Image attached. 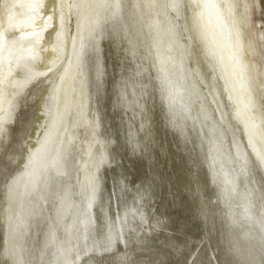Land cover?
I'll use <instances>...</instances> for the list:
<instances>
[{"label": "rangeland", "instance_id": "374dc122", "mask_svg": "<svg viewBox=\"0 0 264 264\" xmlns=\"http://www.w3.org/2000/svg\"><path fill=\"white\" fill-rule=\"evenodd\" d=\"M111 1L34 0L30 8V0H0V38L5 37V45L15 46L28 43L33 39H39V44H36L39 60L35 67L36 70L33 71L36 73L14 97L15 108L12 107L13 112L11 111L9 114L8 124L4 125L10 127L11 121L15 119L17 129L23 128L25 134L22 137L24 150L20 152L18 171L14 179L9 181L10 190L5 186L3 177L0 176V264H69V262L71 264H86V262L91 264V261H87L89 255H94L97 264H120L126 250L130 259L135 257L136 253L133 252V249L139 251L141 241L151 248L149 256L158 254L159 259L165 264H259L261 255H264V200L260 199L259 185L248 172L249 157L257 159L262 155L264 156V121H262L264 120V20H262L264 17V0H235L240 9V33L243 37L244 52L250 68L248 88L243 84L242 78L240 80L237 76L234 78V73L227 65L228 63L226 64L224 54L215 41L213 26L210 22L203 21V15L198 10L196 0H182V3L187 5V9H181L179 12L169 8L172 0ZM225 1L205 0V12L212 14V11L215 12L216 10L217 16L215 17H218V21L222 22L223 19L227 23ZM76 2L79 3V7ZM62 4H65L64 7ZM97 9L99 14L96 12ZM101 9L104 11L102 12ZM30 13L36 17L28 19V22H33L36 29L30 31L29 37H22L19 32L15 35L12 34L10 32L11 27L2 32L1 25L4 18L8 25L12 26L22 15ZM98 15L101 16L98 17ZM88 16L91 18L89 22ZM104 18L105 20H102ZM83 20L87 22V25ZM77 21L79 27L82 26L80 34L77 31ZM17 25L19 26L20 22H17ZM114 27L120 29V36L124 40L123 48L135 46L136 59L142 65L144 77L148 78L150 75L156 84L157 122L152 125L153 135L158 136L166 145L172 141V136L166 135L165 129L159 123L162 116L160 113L162 103L164 113L172 121L183 127L189 140H196L195 153L193 154L195 163H193V159H188L187 165H184L179 157H174L175 164L170 160L166 167L171 175L172 183H165L162 190L156 189L154 198H147L148 183L150 178L155 177L159 172V166L148 173L150 170L147 161L141 160L139 156H132L127 141L131 138L134 142L139 139V136L135 132L129 131L127 117L123 116V113L116 107L118 90L113 81L118 79L119 68L116 69L114 76L113 66L114 63H119V57L124 55V51L118 49V42H112L108 39V34ZM16 29L20 30L19 27ZM59 29H61L60 35L63 39L58 43L56 36ZM225 29L222 31L223 39L228 37L224 41L230 51L232 50L230 48L233 37H230L232 35H229L227 28ZM86 32L88 33L87 36ZM137 33L138 35H136ZM78 35H80V39ZM89 38L90 41L87 40ZM91 38H94V41ZM77 39L81 40V43ZM85 47H87L86 50L90 51L84 50ZM94 48L99 53L100 64L103 65L102 68H106L107 73L103 77L107 82L104 85L106 93L97 97V100H95L97 94L94 85L98 82V76L94 66L90 65ZM129 58H131V53H129ZM38 72L40 73L38 74ZM93 74L95 75L93 76ZM159 80H162L161 84H159ZM76 85L77 87H74ZM89 89H91L90 93L88 92ZM176 90L180 91L179 93L182 92L181 97H178L179 94ZM85 91L86 93H84ZM174 92L176 96H174ZM87 93L91 96V99L88 97L90 100L87 98ZM248 93L249 95H247ZM26 94H28L27 104H25ZM243 96H246L245 99ZM33 97H36L35 105L32 102ZM246 104L249 106L247 107ZM92 109L97 113L93 111L92 113ZM95 115L99 117L97 118ZM137 125L139 126L138 115ZM148 126L146 123L145 127ZM91 131L92 133H89ZM73 133L76 137L79 136L80 145L76 143L77 140L74 135L72 137L75 139H68V135L70 137ZM110 134L112 137L115 136L112 138ZM63 135L67 141L62 137ZM82 135L86 137L83 139L84 136ZM84 140L89 143H85ZM146 140L147 137H145ZM74 143L78 144L77 147L74 146ZM86 144L87 146L92 144V146L87 148ZM94 146L97 148H93ZM132 147H135V143ZM187 147L191 149L192 144L189 143ZM79 149L83 152L82 154ZM68 153L70 156L67 155ZM77 154H81V156ZM86 154L87 156H85ZM103 154L104 156H102ZM105 156L107 159L104 160ZM71 157H75V159L72 160ZM52 159L54 163H51ZM61 159L62 161H60ZM68 161L70 163L77 161L80 166L77 162H74L73 165ZM56 163L58 165L56 167L60 171L53 169ZM86 166L90 168H85ZM78 168L82 170H80L81 173ZM189 168L191 169L190 173L188 172ZM95 170L99 172L96 173ZM101 170L104 172L102 173ZM74 172L77 175L80 174L81 176H79L82 177L83 181L80 180L79 176H75ZM47 173L49 177H54L49 178ZM213 175L215 179H213ZM44 176L48 178L46 179ZM77 177L80 184L85 185L86 183V185H75L79 183ZM86 177L89 181L91 180V183ZM43 178L52 182H47ZM21 179L22 181H20ZM75 179L77 182L73 185ZM119 179L120 181H118ZM99 181L100 183H98ZM44 183L45 185H43ZM46 183H49L48 186ZM118 183L122 184H119L122 190L125 187L127 190H123V192L114 186ZM39 184H42L43 187H40ZM88 184H92L93 188L95 187L92 190L96 191H91L90 193H93L90 197L87 191L91 186ZM109 184L111 185L109 186ZM24 185L32 188L27 197L23 195L22 187ZM141 185L144 187L141 188ZM73 186H76L75 190ZM189 186L191 191H189ZM81 189L83 192L80 191ZM81 193L82 195H80ZM250 193L251 195H249ZM83 195L88 196L89 200ZM37 197L40 198V201ZM109 197L110 199L113 198L112 201ZM73 199L75 202H72ZM105 201L107 205H105ZM87 203L89 205L91 203V206H87ZM71 205L72 208H70ZM130 205L132 207H129ZM78 208L80 211L74 213ZM69 209H71L70 212H68ZM83 209H86L87 213H84ZM121 209L122 211H120ZM126 211H129L128 214ZM82 212L85 215L89 213L88 217L84 216ZM137 214H139L138 217ZM155 216L170 218L169 227L172 231L166 236L153 235L149 221ZM81 217H84L83 220ZM121 217L124 218L121 219ZM80 219L81 222L78 223ZM119 219L121 220L118 221ZM85 224L87 227L84 226ZM115 224L117 225L115 226ZM117 227L118 229H116ZM15 230L16 232H14ZM107 230L112 231L108 232ZM85 232L87 233L85 234ZM108 234H112V237L116 234L113 238L118 239H116L111 250L105 251L103 250L104 242L111 236ZM117 234L122 240L117 237ZM82 236L85 237L81 238ZM140 264H147V260H141Z\"/></svg>", "mask_w": 264, "mask_h": 264}, {"label": "snow or ice", "instance_id": "6c2138e0", "mask_svg": "<svg viewBox=\"0 0 264 264\" xmlns=\"http://www.w3.org/2000/svg\"><path fill=\"white\" fill-rule=\"evenodd\" d=\"M171 7L178 12L181 9H187V5L182 3V0H172ZM262 20H264V17H262ZM108 39L112 42H118V49L124 51V55L119 57V63H114V76L117 68H119V76L118 79H115L113 82L118 90L116 107L123 113V116L127 117L129 131L135 132L139 136V139L134 142L131 138L127 141L131 148L132 156H139L141 160H146L150 171H154L157 166H159V172L155 177L150 178L148 183L147 197L154 198L156 189L159 188L162 190L165 183H172L171 175L168 173L166 167L169 161L171 160L172 163L175 164L174 157H179L181 163L187 165L188 159H193L196 140H189L183 127L172 121L168 115L164 113L162 103L160 106V113L162 116L159 119V123L165 129L166 135L172 136V141L166 145L158 136L153 135L152 125H155L157 122L155 103L156 84L153 82L150 75L148 78L144 77L142 65L136 59L134 47H129L127 49L123 48L124 40L120 36L119 28L114 27L113 30L109 32ZM129 53H131V58H129ZM90 65H93L97 72L98 82L95 85L96 94L98 97H101L106 93L104 85L107 82L103 77L106 76L107 73L106 68L101 67L99 53L95 48L93 49V57L90 58ZM27 95L28 94H26L25 97V104H27ZM32 102L33 105H35L36 97L32 98ZM129 112H131V115H129ZM17 115H19V113H17ZM137 115L139 116V126L137 125ZM146 123H148V127H145ZM5 124H8L7 119L5 120ZM24 134L23 128L17 129L15 119L11 121L10 127H5L0 131V176L3 177L4 184L9 190L11 189L9 181L14 179L18 171L17 165L20 164V152L24 150V143L22 141ZM145 137H147L146 141ZM133 143H135V147H132ZM189 143L192 144L191 149L187 147ZM185 153H187V156H185ZM193 163H195L194 159ZM188 172H191L190 168ZM248 174L254 178L259 185L260 199L264 200V156L257 159L249 157ZM177 179L179 180V177ZM126 183L125 181V184ZM114 186L119 188V185ZM143 187L144 186L141 185V188ZM126 190L127 188L125 187L124 191ZM189 191H191L190 186ZM170 194L172 193L170 192ZM149 223L152 226L153 235L155 236H166L172 231L169 227L171 220L166 216H155ZM114 243H116V239L109 236L104 242V250H111ZM117 251H119L118 248ZM133 252H135L136 255L134 258L130 259L126 250L120 264H140V261L145 259L147 260V264H165L164 261L159 259L158 254L149 256L151 248L143 241L139 244V251L134 248ZM87 261H91V264H97L94 255H89ZM69 264H71V262H69ZM259 264H264V255H261Z\"/></svg>", "mask_w": 264, "mask_h": 264}, {"label": "bare ground", "instance_id": "6f19581e", "mask_svg": "<svg viewBox=\"0 0 264 264\" xmlns=\"http://www.w3.org/2000/svg\"><path fill=\"white\" fill-rule=\"evenodd\" d=\"M33 1L34 0H30V8L32 7V4H33ZM64 1V0H63ZM90 1V0H89ZM111 1V0H110ZM117 1V0H116ZM120 1V0H119ZM123 1V0H122ZM127 1V0H126ZM162 1V0H161ZM83 2V1H82ZM93 2V1H92ZM95 2V1H94ZM97 2V1H96ZM100 2V1H99ZM106 2V1H105ZM112 2V1H111ZM172 2V1H171ZM170 2V3H171ZM196 2L198 3V10L202 13V15H203V21H206L207 23H209L210 22V24L213 26L212 27V29H213V35H214V38H215V41H216V43H217V45L219 46V49H221L222 50V52H223V54H224V58H225V61H226V64L227 65H229V67H230V69H231V71L234 73V78H236V76L237 77H239V80H240V78H242V81H244L243 82V84H245V86H247L246 88H248V86H249V80H250V68H249V64H248V62H247V59H246V53L244 52L245 51V47H244V41H243V37L241 36V23H240V16H239V12H240V9H239V6L237 5V3H235V0H226L225 1V4H226V6H225V13H226V15H227V20H228V22L226 23V21H223V19H222V22L220 21H218L219 19H218V17L216 18L215 16H217V14H215L216 13V10H215V12H213L212 11V14H207V12H205L206 10H205V0H196ZM63 3V2H62ZM77 3V6H78V2H76ZM98 3V2H97ZM102 3V2H101ZM104 3V2H103ZM108 3V2H107ZM125 3V2H124ZM160 3V2H159ZM81 4V3H80ZM85 4V3H84ZM92 4H94V3H92ZM92 4H91V6H92ZM112 4V3H111ZM117 4V3H116ZM144 4V3H143ZM156 4V3H155ZM172 4V3H171ZM171 4H170V7L169 8H172L171 7ZM213 4V3H212ZM63 5H65V4H62V7H64ZM89 5V4H88ZM100 5V4H99ZM114 5V4H113ZM119 5V4H118ZM135 5H136V3H135ZM86 6V5H85ZM90 6V7H91ZM103 6V5H102ZM109 6V5H108ZM116 6V5H115ZM121 6V5H120ZM119 6V7H120ZM197 6V5H196ZM79 7V6H78ZM82 7V6H81ZM87 7V6H86ZM90 7H89V9H90ZM111 7V6H110ZM130 7V6H129ZM215 7V6H214ZM85 8V7H84ZM88 8V7H87ZM93 8V7H92ZM104 8V7H103ZM89 9H88V12H89ZM105 9V8H104ZM109 9V8H108ZM173 10H174V8H172ZM82 10V9H81ZM80 10V11H81ZM85 10V9H84ZM147 10V9H146ZM149 10V9H148ZM92 11V10H91ZM90 11V13H92ZM96 11V10H95ZM94 11V12H95ZM101 11L103 12L104 10H102L101 9ZM117 12H118V10H116ZM123 11V10H122ZM218 11V10H217ZM82 12H84V11H82ZM96 12H98V9H97V11ZM136 12V11H135ZM219 12V11H218ZM85 13V12H84ZM100 12H98V14H99ZM128 13V12H127ZM153 13V12H152ZM87 14V13H86ZM102 14V13H101ZM106 14H107V12H106ZM111 15H112V13H110ZM116 14V13H115ZM219 15H220V13H218ZM79 15H81V14H79ZM85 15V14H84ZM120 15V14H119ZM134 15V14H133ZM147 15V14H146ZM83 16V15H82ZM81 16V17H82ZM89 16H90V14H89ZM89 16H88V18H89ZM95 16H97V15H95ZM99 16H101V15H98V17ZM106 16V15H105ZM131 16V15H130ZM156 16V15H155ZM200 16V14L198 15V17ZM239 16V17H238ZM36 17V15H34V14H24V15H22V17L19 19V20H16L15 22H14V24H12V26H9L8 25V23L6 22V20H5V18H4V20H2V27L1 28H3L2 29V32H5L6 31V29L8 28H10L11 27V29H10V32L12 33V34H16L17 32H19V33H21L22 34V37H29V35L31 34L30 33V31L31 30H35L36 28H35V25H34V23L33 22H28V19H34ZM80 17V18H81ZM108 17V16H107ZM106 17V18H107ZM137 17V16H136ZM141 17V16H140ZM158 17V16H157ZM79 18V19H80ZM82 18H84V16L82 17ZM86 18V17H85ZM93 18V17H92ZM95 18V17H94ZM113 18V17H112ZM115 18V17H114ZM129 18V17H128ZM151 18V17H150ZM222 18V17H221ZM239 18V19H238ZM90 19L91 18H89V20H88V22L90 21ZM96 19V18H95ZM101 19V18H100ZM110 19H111V16H110ZM123 19V18H122ZM77 20H78V18H77ZM81 21H82V19H80ZM79 20V22L81 23V21ZM84 20H86V19H84ZM83 20V21H84ZM102 20H105V18L104 19H102ZM112 20V19H111ZM114 20V19H113ZM144 20V19H143ZM201 20V21H202ZM221 20V19H220ZM97 21V20H96ZM99 21V20H98ZM110 21V20H109ZM108 21V22H109ZM145 21V20H144ZM150 21H151V19H150ZM17 22H20V25L18 26L17 25ZM85 22V21H84ZM83 22V23H84ZM77 23H78V21H77ZM82 23V24H83ZM86 23V25H87V22H85ZM91 24H92V22H90ZM93 23H94V21H93ZM97 23V22H96ZM143 23V22H142ZM62 24H63V22H62ZM100 24H102V23H100ZM149 24V23H148ZM61 25V24H60ZM59 25V26H60ZM85 25V24H84ZM94 25H95V23H94ZM29 26V27H28ZM81 26V25H80ZM91 26V25H90ZM108 26V25H107ZM200 26V25H199ZM20 28V30L18 31L16 28ZM61 27V26H60ZM77 27V26H76ZM82 27V26H81ZM81 27H79V23H78V34H80V32H81ZM84 27H86V26H84ZM137 27H138V25H137ZM195 27V26H194ZM201 27V26H200ZM199 27V28H200ZM229 27V28H228ZM81 28V29H80ZM87 28V27H86ZM91 28H92V26H91ZM95 28H96V25H95ZM104 28V27H103ZM203 28V27H202ZM201 28V29H202ZM225 28H227V30H228V33H229V35L231 34L232 36H230V37H233V43H231V48L230 49H232V50H230L229 51V47L227 46V43H225V41L224 40H226L227 38H225V39H223V33H222V31H223V29H225ZM94 29V28H93ZM92 29V30H93ZM140 29V28H139ZM144 29V28H143ZM209 29V28H208ZM230 29V30H229ZM58 30V29H57ZM85 30V29H84ZM87 30V29H86ZM89 30H90V28H89ZM97 30V29H96ZM204 30V29H203ZM226 30V29H225ZM91 31V30H90ZM95 31V30H94ZM198 31H201L200 29H198ZM57 32V31H56ZM87 33V32H86ZM89 33H91V32H89ZM225 33V32H224ZM48 34H50L49 32H48ZM61 29H59V31L57 32V36H56V41L59 43V42H61L62 40L61 39H63L62 37H61ZM133 34V33H132ZM135 34V33H134ZM133 34V35H134ZM207 34V33H206ZM38 35V34H37ZM36 35V36H37ZM88 35V33L86 34V36ZM93 35H94V33H93ZM104 35V34H103ZM136 35H138V33L136 34ZM135 35V36H136ZM218 35H220V36H222L221 38L218 36ZM228 35V34H227ZM226 35V36H227ZM63 36V35H62ZM80 35H78V38L80 39V37H79ZM85 36V35H84ZM96 36V35H95ZM225 36V37H226ZM134 37V36H133ZM138 37V36H137ZM213 37V36H212ZM38 38V37H37ZM79 39H77V40H79ZM91 39H93V41H94V38H91ZM231 39V38H230ZM38 40L39 39H33V40H31V41H29L28 43H22V44H18V45H15V46H6L5 45V37H1L0 38V131H2L3 129H4V125H5V120L7 119H10V117H9V114L11 113V111L13 112V110H11L12 109V107L14 106V97H16V94H18V91H20L25 85H27V83L30 81V78L31 77H33V75L36 73V72H34L33 73V71H34V69H35V67L38 65L37 64V62H38V60H39V56H38V54H37V47H36V44H39L38 43ZM87 40H89L90 41V38L89 39H87ZM106 40V39H105ZM80 41V43H81V40H79ZM101 41V40H100ZM85 42V41H84ZM229 42V41H228ZM231 42V41H230ZM94 43V42H93ZM96 43V42H95ZM106 43V42H105ZM146 43V42H145ZM210 43V42H209ZM83 44V43H82ZM166 44V43H165ZM169 44V43H168ZM230 44V43H229ZM228 44V45H229ZM13 45V44H12ZM61 45V44H60ZM84 45V44H83ZM91 45H92V43H91ZM99 45V44H98ZM80 46V45H79ZM78 46V47H79ZM87 46V45H86ZM105 46V45H104ZM107 46V45H106ZM172 46V45H171ZM170 46V47H171ZM88 47H90V46H88ZM98 47V46H97ZM102 47V46H101ZM135 47V46H134ZM84 48V47H83ZM86 48L87 47H85V49L84 50H86ZM79 49V48H78ZM81 50H83V49H81ZM88 50V49H87ZM86 50V51H87ZM91 50H92V48H91ZM103 50H105L104 48H103ZM90 50H88V52H89ZM180 51V50H179ZM82 52V51H81ZM101 52V51H100ZM91 53H92V51H91ZM152 53V52H151ZM154 53V52H153ZM183 53V52H182ZM77 54V53H76ZM78 54H81L80 52H78ZM85 54V53H84ZM88 54V53H87ZM163 54V53H162ZM171 55V54H170ZM82 56V55H81ZM80 56V57H81ZM85 56V55H84ZM139 56H141V55H139ZM83 57V56H82ZM89 57V56H88ZM147 57V56H146ZM74 58V57H73ZM143 58V57H142ZM181 58V57H180ZM83 59H84V57H83ZM82 59V60H83ZM102 59V58H101ZM148 59V58H147ZM151 59V58H150ZM169 59V58H168ZM81 60V59H80ZM87 60V59H86ZM106 60V59H105ZM149 61V60H148ZM152 62V61H151ZM103 64H105V63H103ZM157 64V63H156ZM179 64V63H178ZM170 65V64H169ZM75 66V65H74ZM89 66V65H88ZM103 66V65H102ZM101 66V67H102ZM157 66V65H156ZM50 67V66H49ZM158 67V66H157ZM159 67H160V65H159ZM175 67V66H174ZM73 68V67H72ZM88 68V67H87ZM90 68V67H89ZM92 68V67H91ZM95 68V67H94ZM104 68V67H103ZM41 69V68H40ZM75 69V68H74ZM36 70V69H35ZM38 70V69H37ZM44 70V69H43ZM178 70V69H177ZM40 71V70H39ZM84 71V70H83ZM90 71V70H89ZM163 72V71H162ZM165 72V71H164ZM179 72V71H178ZM40 72H38V74H39ZM85 73H86V71H85ZM159 73V72H158ZM37 74V75H38ZM74 74V73H73ZM164 74V73H163ZM166 74V73H165ZM164 74V75H165ZM182 74V73H181ZM232 74V73H231ZM95 74H93V76H94ZM168 75V74H167ZM36 76V75H35ZM86 76V75H85ZM91 76V75H90ZM181 76V75H180ZM66 77V76H65ZM64 77V78H65ZM97 77V76H96ZM63 78V79H64ZM168 78V77H167ZM184 78V77H183ZM233 78V79H234ZM252 78V77H251ZM33 79V78H32ZM77 80V79H76ZM107 80H109V79H107ZM80 81V80H79ZM82 81V80H81ZM160 81V80H159ZM170 81V80H169ZM172 81V80H171ZM97 82V81H96ZM161 82H162V80L160 81V83L159 84H161ZM185 82V81H184ZM241 82V81H240ZM73 83H74V81H73ZM72 83V84H73ZM180 83V82H179ZM236 83H237V81H236ZM90 84V83H89ZM251 84V83H250ZM176 85V84H175ZM233 85H235V84H233ZM238 85V84H237ZM60 86V85H59ZM79 86V85H78ZM81 86H82V84H81ZM107 86V85H106ZM163 86V85H162ZM74 87H77V85L76 86H74ZM88 87V86H87ZM94 87H95V85H94ZM168 87V86H167ZM182 87V86H181ZM238 87V86H237ZM60 88V87H59ZM81 88V87H80ZM83 88V87H82ZM89 88H90V86H89ZM74 89V88H73ZM72 89V90H73ZM242 89V88H241ZM81 90V89H80ZM90 90L91 89H89V93H90ZM96 90V89H95ZM170 90V89H169ZM235 90H236V88H235ZM75 91V90H74ZM176 91H178V90H176ZM232 91V90H231ZM236 91H238V90H236ZM241 91V90H240ZM252 91V90H251ZM76 92V91H75ZM80 92H82V91H80ZM93 92V91H92ZM91 92V93H92ZM180 91H178V94H179V96L178 97H181L180 96V94H182V92L181 93H179ZM188 92V91H187ZM242 92V91H241ZM240 92V93H241ZM84 93H86V91L84 92ZM175 93V92H174ZM195 93V92H194ZM62 94V93H61ZM74 94V93H73ZM165 94H166V91H165ZM239 94V93H238ZM253 94V93H252ZM86 95V94H85ZM87 95H88V93H87ZM117 95V94H116ZM172 95V94H171ZM170 95V96H171ZM184 95V94H183ZM247 95H249V93L247 94ZM71 96V95H70ZM83 96V95H82ZM168 96V95H167ZM174 96H176V93H175V95ZM241 96V95H240ZM88 97H90V99H91V96L90 95H88L87 96V98ZM97 97L98 96H96V98H95V100H97ZM171 97H173V96H171ZM171 97H169V98H171ZM244 97V96H243ZM246 97V96H245ZM245 97L243 98V99H245ZM252 97V96H251ZM86 98V99H87ZM94 97H92V99H93ZM105 98V97H104ZM176 98V97H175ZM175 98H174V100H175ZM183 98V97H182ZM249 98V97H248ZM17 99V98H16ZM89 98H88V100H90ZM114 99V98H113ZM166 99H167V97H166ZM247 99V98H246ZM60 100V99H59ZM73 100V99H72ZM88 100L87 101H85L86 103L88 102ZM94 100V99H93ZM170 100H172V99H170ZM169 100V101H170ZM173 100V101H174ZM250 100V99H249ZM74 101V100H73ZM84 101V100H83ZM241 101H242V99H241ZM246 101V100H245ZM61 102V101H60ZM109 102V101H108ZM171 102V101H170ZM169 102V103H170ZM177 102V101H176ZM176 102H174V103H176ZM243 102V101H242ZM16 103V102H15ZM90 103V102H89ZM88 103V104H89ZM92 103V102H91ZM114 103V102H113ZM179 103V102H178ZM245 103H247V102H245ZM252 104H253V102H251ZM255 103V102H254ZM82 104V103H81ZM85 104V103H84ZM95 104V103H94ZM101 104V103H100ZM172 104H173V102H172ZM171 104V106L173 107V105ZM177 104V103H176ZM175 104V105H176ZM249 104V103H248ZM248 104H246L247 105V107L249 106ZM98 105V104H97ZM97 105H94V106H97ZM251 105V104H250ZM74 106V105H73ZM90 106V105H89ZM88 106V107H89ZM185 106V105H184ZM83 107V106H82ZM97 107H99V106H97ZM109 107V106H108ZM176 107V106H175ZM183 107V106H182ZM212 107V106H211ZM14 108H15V106H14ZM115 108V107H114ZM246 108V107H245ZM75 109V108H74ZM80 109V108H79ZM89 109V108H88ZM107 109V108H106ZM170 109V108H169ZM250 109H251V107H250ZM94 109H92L91 110V112L93 111ZM108 110V109H107ZM111 110V109H110ZM15 111V110H14ZM88 111H90V109L88 110ZM170 111V110H169ZM94 112V111H93ZM92 112V113H93ZM112 112V111H111ZM87 113V112H86ZM94 113H97V111H95ZM100 113V112H99ZM105 113V112H104ZM117 113V112H116ZM94 115V114H93ZM99 116H100V114H98ZM108 115V114H107ZM96 117H97V115H95ZM94 116V117H95ZM98 116V117H99ZM86 117H87V115H86ZM93 117V118H94ZM97 117V118H98ZM102 117V116H101ZM112 117V116H111ZM110 117V118H111ZM12 118V117H11ZM110 118H109V120H110ZM89 119V118H88ZM91 119V118H90ZM107 119V118H106ZM114 119V118H113ZM121 119V118H120ZM171 119V118H170ZM76 120V119H75ZM94 120V119H93ZM108 120V121H109ZM116 120V119H115ZM261 120V119H260ZM259 120V121H260ZM9 121V120H8ZM91 121V120H90ZM95 121V120H94ZM93 121V122H94ZM107 121V120H106ZM262 121H264V120H262ZM115 122V121H114ZM244 122V121H243ZM261 122V121H260ZM259 122V123H260ZM96 123H98V121H96ZM93 124V123H92ZM119 124V123H118ZM102 125H103V123H102ZM120 125V124H119ZM97 126V125H96ZM247 126V125H246ZM260 126V125H259ZM263 126V125H262ZM88 127V126H87ZM90 127H91V124H90ZM99 127V126H98ZM108 127V126H107ZM251 127V126H250ZM249 127V128H250ZM264 127V126H263ZM97 128V127H96ZM160 128V127H159ZM92 129V128H91ZM94 129V128H93ZM264 129V128H263ZM84 130V129H83ZM86 130V129H85ZM107 130V129H106ZM113 130V129H112ZM161 130V129H160ZM92 131H94V130H92ZM92 131L91 132H89V133H92ZM82 132H85V131H82ZM97 132V131H96ZM108 132V131H107ZM155 132V131H154ZM163 132V131H162ZM81 133V132H80ZM109 133V132H108ZM161 133V132H160ZM263 133H264V131H263ZM103 134H104V131H103ZM106 134V133H105ZM127 134V133H126ZM65 135V134H64ZM64 135L62 136V137H64ZM74 135V137L76 138V143H80V142H78L79 140H80V138H79V136H75V134L73 133L72 135H70V137H69V135H68V139L70 138V139H75V138H73L72 136ZM91 135H93V134H91ZM95 135V134H94ZM102 135V134H101ZM125 135V134H124ZM137 135V134H136ZM162 135V134H161ZM248 135V134H247ZM254 135V134H253ZM257 135V134H256ZM82 136H84L83 137V139L86 137L85 135H82ZM103 136V135H102ZM110 136H111V134H110ZM115 136V135H114ZM113 136V137H114ZM134 136V135H133ZM112 137V136H111ZM112 137V138H113ZM65 138V137H64ZM88 138V137H87ZM96 138V137H95ZM126 138H128V137H126ZM62 139V138H61ZM66 139V138H65ZM82 139V138H81ZM90 139V138H89ZM92 139V138H91ZM94 139V138H93ZM102 139V138H101ZM134 139V138H133ZM64 140V139H63ZM63 140H61L62 141V143H63ZM87 140V139H86ZM105 140H106V138H105ZM109 140V139H108ZM65 141H67V139L65 140ZM85 141V140H84ZM110 141H112V140H110ZM127 141V140H126ZM224 141V140H223ZM82 142V141H81ZM103 142H104V140H103ZM109 142V141H108ZM107 142V143H108ZM64 143H66V142H64ZM69 143H70V141H69ZM68 143V144H69ZM76 143H74L73 145L75 146V147H77L76 145H78V144H76ZM85 143H87L86 141H85ZM85 143H83V144H85ZM89 143V142H88ZM87 143V144H88ZM111 143V142H110ZM110 143H109V145H110ZM125 143V142H124ZM262 143V142H261ZM68 144H66V145H68ZM87 144H86V146H87ZM98 144V143H97ZM96 144V145H97ZM80 145V144H79ZM94 145V144H93ZM101 146L103 145V144H100ZM125 145H127V144H125ZM62 146V145H61ZM64 146H65V144H64ZM90 146H92V144H90ZM90 146H87V148L88 147H90ZM105 146V145H104ZM107 146V145H106ZM122 146V145H121ZM224 146V145H223ZM70 147H72L71 145H70ZM85 147V146H84ZM59 148V147H58ZM67 148V147H66ZM83 148V147H82ZM93 148H97L96 146H94ZM103 148V147H102ZM128 148V147H127ZM47 149V148H46ZM46 149H44V150H46ZM64 149V148H63ZM86 149V148H85ZM107 149V148H106ZM71 150V149H70ZM75 150V149H74ZM80 150V149H79ZM100 150V149H99ZM104 150H105V148H104ZM121 150V149H120ZM42 151V150H41ZM53 151H54V149H53ZM58 151V150H57ZM60 151V150H59ZM65 151V150H64ZM67 151V150H66ZM69 151V150H68ZM89 151V150H88ZM94 151V150H93ZM103 151V150H102ZM102 151H101V154H102ZM223 151V150H222ZM44 152V151H43ZM76 152H77V150H76ZM100 152V151H99ZM218 152V151H217ZM224 152V151H223ZM42 153V152H41ZM45 153V152H44ZM55 153H57V152H55ZM61 153V152H60ZM80 153L82 154L83 152L80 150ZM85 153V152H84ZM91 153V152H90ZM89 153V154H90ZM120 153V152H119ZM43 154V153H42ZM54 154V153H53ZM58 154V153H57ZM63 154V153H62ZM70 153H68L67 155H69ZM81 154L79 155V154H77L78 156H81ZM88 154V153H87ZM87 154L85 155V156H87ZM93 154V153H92ZM97 154V153H96ZM101 154H100V156H101ZM104 154H105V151H104ZM104 154L102 155V156H104ZM130 154V153H129ZM51 155H52V153H51ZM63 155H65V154H63ZM84 155V154H83ZM119 155V154H118ZM222 155V154H221ZM54 156V155H53ZM70 156V155H69ZM72 156V155H71ZM74 156V155H73ZM91 156V155H90ZM93 156V155H92ZM122 156V155H121ZM263 156V155H262ZM62 157V156H61ZM65 157H66V155H65ZM97 157V156H96ZM108 157V156H107ZM115 157V156H114ZM222 157V156H221ZM227 157V156H226ZM225 157V158H226ZM54 158V157H53ZM64 158V157H63ZM62 158V159H63ZM67 158H69V157H67ZM72 158V157H71ZM74 159H75V157H73ZM73 158H72V160H73ZM93 158V157H92ZM91 158V160H93ZM105 158H106V156L104 157V160H105ZM133 158V157H132ZM229 158V157H228ZM44 159V158H43ZM50 159H51V157H50ZM59 159V158H58ZM62 159L60 160V161H62ZM65 159V158H64ZM80 159V158H79ZM107 159V158H106ZM126 159H127V157H126ZM139 159V158H138ZM34 160V159H33ZM68 160V159H67ZM67 160L65 161V162H67ZM71 160V159H70ZM81 160V159H80ZM83 160V159H82ZM95 160V159H94ZM93 160V161H94ZM102 160H103V157H102ZM223 160V159H222ZM52 161H54L53 159L51 160V163H54V162H52ZM87 161H88V159H87ZM130 161V160H129ZM146 161V160H145ZM33 162V161H32ZM55 162H56V160H55ZM69 162V161H68ZM75 162V161H74ZM74 162L72 161V163H73V165H74ZM77 162V161H76ZM75 162V163H76ZM80 162V161H79ZM82 162H84V161H82ZM91 162V161H90ZM58 163V162H57ZM57 163L56 164H54V166H53V169H57V167L56 166H58L57 165ZM70 163V162H69ZM72 163H70V164H72ZM81 163V162H80ZM119 163V162H118ZM117 163V164H118ZM122 163V162H121ZM223 163V162H222ZM40 164V163H39ZM77 164H79L78 162H77ZM76 164V165H77ZM85 164V163H84ZM84 164H82V165H84ZM89 164V163H88ZM94 164V163H93ZM97 164V163H96ZM99 164V163H98ZM105 164V163H104ZM66 165V164H65ZM64 165V166H65ZM72 165V166H73ZM75 165V167H78V166H76ZM86 165V164H85ZM84 165V166H85ZM91 165H92V163H91ZM100 165V164H99ZM102 165V164H101ZM214 165V164H213ZM51 166V167H52ZM79 166H80V164H79ZM94 166V165H93ZM210 166V165H209ZM208 166V167H209ZM63 167V166H62ZM87 167H89V166H86L85 168H87ZM92 167V166H91ZM96 167H99V166H96ZM96 167H95V169H96ZM118 167H120V166H118ZM117 167V168H118ZM127 167V166H126ZM219 167V166H218ZM217 167V168H218ZM74 168V167H73ZM90 168V167H89ZM136 168V167H135ZM77 169V168H76ZM79 169V168H78ZM134 169V168H133ZM208 169V168H207ZM221 169V168H220ZM224 169V168H223ZM57 170H59L60 171V169H57ZM81 169H79V171H80ZM94 170V169H93ZM97 170H99V169H97ZM104 170V169H103ZM227 170V169H226ZM74 171H75V169H74ZM82 171V170H81ZM81 171H80V173H81ZM83 171H85V170H83ZM90 171V170H89ZM92 171V170H91ZM96 171V170H95ZM240 171V170H239ZM67 172V171H66ZM78 172V171H77ZM97 172H99V171H96V173ZM101 172H102V170H101ZM104 172V171H103ZM102 172V173H103ZM107 172V171H106ZM135 172V171H134ZM208 172V171H207ZM211 172V171H210ZM45 173V172H44ZM79 173V172H78ZM83 173V172H82ZM85 173V172H84ZM89 173V172H88ZM148 173H151V171L150 172H148ZM217 173V172H216ZM49 174H50V172H49ZM74 174H76L75 172H74ZM92 174V173H91ZM99 174H101V173H99ZM119 174V173H118ZM139 174V173H138ZM221 174V173H220ZM46 175V174H45ZM52 175V174H51ZM73 175V174H72ZM80 175V174H79ZM79 175H75V176H79ZM86 175H87V172H86ZM122 175V174H121ZM126 175V174H125ZM149 175V174H148ZM47 176L49 177V175H48V173H47ZM47 176H44L46 179L48 178ZM81 176V175H80ZM79 176V178H80V180H82V177H80ZM83 176H84V174H83ZM88 176V175H87ZM92 176H93V174H92ZM94 176H98V175H94ZM128 176V175H127ZM135 176V175H134ZM151 176H152V174H151ZM236 176V175H235ZM43 177V176H42ZM54 177V176H53ZM53 177H49V178H53ZM115 177V176H114ZM124 177V176H123ZM140 177V176H139ZM210 177V176H209ZM244 177V176H243ZM37 178H39V177H37ZM45 178H43L44 180H46ZM85 178V177H84ZM83 178V179H84ZM89 178V177H88ZM143 178V177H142ZM35 179V178H34ZM74 179V178H73ZM86 179H87V177H86ZM91 179V178H90ZM97 179V178H96ZM102 179V178H101ZM117 179H118V177H117ZM117 179H116V182H117ZM132 179V178H131ZM213 179H215L214 178V175H213ZM212 179V180H213ZM223 179H224V177H223ZM43 180V181H44ZM54 180V179H53ZM77 180H78V177H77ZM80 180H78L79 181V183H77V184H75L77 181H76V179H75V182L73 183V185L75 184V185H78V184H80ZM85 180V179H84ZM88 180V179H87ZM114 180H115V178H114ZM245 180V179H244ZM20 181H22V179L20 180ZM39 181V180H38ZM47 181V180H46ZM83 181V180H82ZM81 181V182H82ZM89 181V180H88ZM88 181H87V183H88ZM91 181V180H90ZM89 181V182H90ZM93 181H95V182H97L96 180H94L93 179ZM106 181V180H105ZM109 181V180H108ZM118 181H120V179L118 180ZM223 181H225V180H223ZM230 181V180H229ZM47 182H52L51 180H48ZM94 182V183H95ZM214 182V181H213ZM228 182V181H227ZM43 183V182H42ZM91 183V182H90ZM93 183V182H92ZM98 183H100V181L98 182ZM114 183V182H113ZM225 183V182H224ZM243 183V182H242ZM49 184V183H48ZM48 184L46 183V185L48 186ZM122 185L121 183H118L117 185ZM233 184V183H232ZM31 185V184H30ZM39 185H41L40 187H43V185H45V183L42 185V184H39ZM38 185V186H39ZM80 185H84V184H80ZM85 185H86V183H85ZM84 185V186H85ZM88 185H90L89 187V191H87V192H89L88 194H89V197H90V195L93 193H90L91 191H94V192H96L95 190H92V189H94L93 188V186H92V184H88ZM87 185V186H88ZM94 185V184H93ZM96 185H98L97 183H96ZM100 185V184H99ZM104 185H105V183H104ZM111 184H109V186H110ZM79 186V185H78ZM77 186V187H78ZM81 186V187H82ZM127 186V185H126ZM36 187V186H35ZM46 187V186H45ZM50 187V186H49ZM52 187V186H51ZM55 187V186H54ZM76 186H73V189L75 188ZM101 187V186H100ZM100 187H98L99 188V190H100ZM123 187H124V185H123ZM140 187V186H139ZM34 188V187H33ZM37 188V187H36ZM87 188V187H86ZM98 188H96V189H98ZM101 188H103V187H101ZM110 188V187H109ZM112 188V187H111ZM120 188V187H119ZM118 188V189H119ZM22 191H23V195L25 196V197H27L28 195H29V191H30V193H31V191H32V188L30 187V186H26L25 187V185L22 187ZM35 189V188H34ZM42 189V188H41ZM48 189V188H47ZM80 189V188H79ZM78 189V190H79ZM83 189V188H82ZM80 190L81 192H83V190ZM104 189H105V186H104ZM117 189V190H118ZM121 189V188H120ZM233 189V188H232ZM38 190V189H37ZM75 190V189H74ZM111 190V189H110ZM122 190V189H121ZM124 190V189H123ZM122 190V191H123ZM28 191V192H27ZM50 191V190H49ZM60 191V190H59ZM104 191V190H103ZM113 191V190H112ZM120 191V190H119ZM136 191H137V189H136ZM34 192H36V191H34ZM77 192H79V191H77ZM77 192H76V194H77ZM98 192V191H97ZM100 192V191H99ZM121 192V191H120ZM119 192V194L121 195V193ZM124 192V191H123ZM40 193V192H39ZM38 193V194H39ZM106 193V192H105ZM104 193V194H105ZM37 194V193H36ZM47 194V193H46ZM84 194V193H83ZM95 194V193H94ZM113 194V193H112ZM44 195V194H43ZM80 195H82V193L80 194ZM87 195V194H86ZM85 195V196H86ZM114 195V194H113ZM249 195H251V193L249 194ZM38 196V195H37ZM39 196H40V194H39ZM45 196V195H44ZM84 196V195H83ZM84 196V197H85ZM103 196V195H102ZM105 196H106V194H105ZM117 196V195H116ZM143 196V195H142ZM24 197V198H25ZM33 197V196H32ZM73 197H74V195H73ZM89 197L88 196H86V198H88L87 200H89ZM96 198H97V196H95ZM98 197H99V195H98ZM111 197V196H110ZM110 197H109V199H110ZM144 197V196H143ZM37 198H39V197H37ZM41 198H42V192H41ZM81 198V197H80ZM92 198V197H91ZM90 198V199H91ZM94 198V197H93ZM99 198H101V197H99ZM104 198V197H103ZM119 198H121V197H119ZM136 198V197H135ZM140 198V197H139ZM148 198V197H147ZM33 199V198H32ZM95 199V198H94ZM98 199V198H97ZM111 199H113V198H111ZM110 199V200H111ZM228 199V198H227ZM249 199V198H248ZM45 200V199H44ZM82 200V199H81ZM96 200V199H95ZM107 200V199H106ZM136 200V199H135ZM231 200V199H230ZM38 201H40V198H39V200ZM42 201H43V198H42ZM84 201H85V199H84ZM102 201V200H101ZM112 201V200H111ZM118 201V200H117ZM122 201V200H121ZM142 201V200H141ZM144 201V200H143ZM45 202V201H44ZM72 202H75L74 201V199H73V201ZM94 202V201H93ZM133 202V201H132ZM131 202V203H132ZM36 203V202H35ZM39 203V202H38ZM86 203V202H85ZM84 203V204H85ZM94 203H97L96 201L94 202ZM104 203H106V201L104 202ZM125 203V202H124ZM134 203V202H133ZM41 204H43V203H41ZM72 204V203H71ZM110 204V203H109ZM113 204H114V200H113ZM136 204V203H135ZM33 205H35V204H33ZM81 205V203L79 204V206ZM86 205V204H85ZM96 205V204H95ZM105 205H107V203L105 204ZM115 205V204H114ZM132 205V204H131ZM129 206V207H132V206ZM87 206H91V203H90V205L87 203ZM98 206V205H97ZM112 206V205H111ZM136 207H137V205H135ZM73 206L71 205V207L70 208H72ZM81 207H83V206H81ZM126 207V206H125ZM128 207V208H129ZM136 207H134L135 209H136ZM32 208V207H31ZM76 208V207H75ZM93 208V207H92ZM99 208V207H98ZM67 209V208H66ZM87 209V208H86ZM85 209V210H86ZM133 209V208H132ZM70 210L71 209H69V211L68 212H70ZM75 210V209H74ZM81 210H82V208H81ZM84 210V209H83ZM83 211L84 213H87L86 211ZM89 210V209H88ZM110 210V209H109ZM137 210V209H136ZM139 211H140V209H138ZM241 210V209H240ZM244 210V209H243ZM77 211H80L79 210V208H78V210H76V211H74V213L75 212H77ZM91 211H92V209H91ZM100 211V210H99ZM120 211H122V209L120 210ZM129 211H130V209H129ZM128 211V212H129ZM132 211V210H131ZM133 211H135V210H133ZM68 212H67V215H68ZM82 212V213H83ZM105 212V211H104ZM127 212V211H126ZM125 212V213H126ZM128 212H127V214H128ZM136 212V211H135ZM144 212V211H143ZM234 212V211H233ZM73 213V214H74ZM80 213V212H79ZM81 213V214H82ZM83 213V215L84 216H87V215H85ZM99 213V212H98ZM101 213H103V212H101ZM122 214H124L123 212H121ZM131 213V212H130ZM139 213V212H138ZM246 213V212H245ZM134 214V213H133ZM136 214V213H135ZM239 214V213H238ZM248 214V213H247ZM69 215H70V213H69ZM76 215V214H75ZM74 215V216H75ZM82 215V216H83ZM90 215H93V214H90ZM89 215V216H90ZM97 215V214H96ZM121 215V214H120ZM126 215V214H125ZM131 215V214H130ZM138 215L139 214H137V217H138ZM140 215H141V213H140ZM143 215V214H142ZM244 215V214H243ZM78 216V215H77ZM100 216V215H99ZM104 216V215H103ZM105 216H106V214H105ZM108 216V215H107ZM123 216V215H122ZM126 216H129V215H126ZM210 216V215H209ZM245 216V215H244ZM88 217V216H87ZM131 217H132V215H131ZM130 217V218H131ZM134 217H135V215H134ZM133 217V218H134ZM147 217V216H146ZM70 218H71V216H70ZM78 218V217H77ZM82 218V220H83V218L84 217H81ZM107 218V217H106ZM124 218V217H123ZM122 217H121V219H123ZM129 218V217H128ZM140 219H141V217H139ZM246 218V217H245ZM76 219V218H75ZM94 219H95V217H94ZM96 219H97V216H96ZM121 219H119L118 221H120ZM232 219V218H231ZM86 220V219H85ZM87 220H88V218H87ZM86 220V221H87ZM129 220V219H128ZM134 220V219H133ZM138 220V219H137ZM71 221V220H70ZM75 221V220H74ZM78 221V220H77ZM89 221V220H88ZM91 221V220H90ZM104 221H105V219H104ZM114 221V220H113ZM123 221V220H122ZM126 221H127V219H126ZM23 222H24V220H23ZM81 222V219H80V221H78V223H80ZM96 222V221H95ZM123 222H125V221H123ZM131 222V221H130ZM143 222V221H142ZM71 223H73V222H71ZM77 223V222H76ZM84 223V222H83ZM91 223V222H90ZM90 223H89V226H90ZM93 223V222H92ZM91 223V224H92ZM117 223V222H116ZM119 223H121V222H119ZM132 223V222H131ZM139 223V222H138ZM74 224V223H73ZM109 224V223H108ZM20 225V224H19ZM75 225V224H74ZM80 225V224H79ZM110 225V224H109ZM117 224H115V226H116ZM128 225V224H127ZM72 226V225H71ZM81 226V225H80ZM85 227H87L86 226V224L84 225ZM114 226V227H115ZM233 226V225H232ZM74 227V226H73ZM79 227V226H78ZM109 227V226H108ZM114 227H112L113 229H114ZM129 227H131V226H129ZM246 227V226H245ZM259 227V226H258ZM90 228V227H89ZM133 228V227H132ZM224 228V227H223ZM22 229V228H21ZM73 229V228H72ZM81 229H82V226H81ZM116 229H118V227L116 228ZM120 229H121V227H120ZM258 229V228H257ZM260 229H262V228H260ZM87 230H89V229H87ZM93 230H94V228H93ZM126 230V229H125ZM132 230V229H131ZM231 230V229H230ZM84 231H85V229H84ZM90 231V230H89ZM108 231V230H107ZM106 231V232H107ZM109 231H112V230H109ZM108 231V232H109ZM116 231V230H115ZM122 231H124V230H122ZM122 231H120V232H122ZM130 231V230H129ZM238 231V230H237ZM244 231V230H243ZM14 232H16V230L14 231ZM107 232V233H108ZM235 232V231H234ZM87 232H85V234H86ZM111 233V232H110ZM114 233V232H113ZM118 233V232H117ZM82 234H83V232H82ZM90 234V233H89ZM119 234V233H118ZM118 234H117V237H119L118 236ZM128 234V233H127ZM109 235H111L112 236V234H108V236ZM116 235V234H115ZM115 235H113V237L115 236ZM124 235V234H123ZM129 235V234H128ZM121 236V235H120ZM13 237V236H12ZM83 237H85V236H82L81 238H83ZM89 237V236H88ZM15 239V238H14ZM117 239V238H116ZM119 239H120V237H119ZM12 240V239H11ZM84 240V239H83ZM85 240H86V238H85ZM88 240V239H87ZM97 240V239H96ZM120 240H122V239H120ZM231 240V239H230ZM252 240V239H251ZM263 241V240H262ZM92 242V241H91ZM121 242V241H120ZM241 242V241H240ZM90 243V242H89ZM91 245H92V243H90ZM95 244V243H94ZM114 247V246H113ZM243 247V246H242ZM90 250H93V249H91L90 248ZM104 250V249H103ZM250 250V249H249ZM261 250V249H260ZM97 251V250H96ZM98 251H99V248H98ZM95 252V251H94ZM99 253V252H98ZM84 254V253H83ZM249 256V255H248ZM255 263V262H254Z\"/></svg>", "mask_w": 264, "mask_h": 264}]
</instances>
